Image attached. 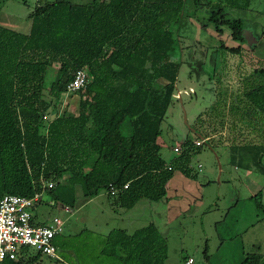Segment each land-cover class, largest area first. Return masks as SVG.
Instances as JSON below:
<instances>
[{
    "label": "trees",
    "instance_id": "1",
    "mask_svg": "<svg viewBox=\"0 0 264 264\" xmlns=\"http://www.w3.org/2000/svg\"><path fill=\"white\" fill-rule=\"evenodd\" d=\"M219 1L37 0L26 33L0 24V198L41 192L53 206L72 209L79 190L83 198L104 193L118 208L130 209L140 199H164L175 170L195 177L192 154L210 140L201 146L192 140L210 129L179 144L181 151L168 161L158 143L180 67L173 58L178 39L171 27L178 31L191 9L211 7L214 30L222 33L227 27L237 42H221L219 48L240 54L246 42L243 22L226 17ZM227 1L245 8L249 0ZM54 64L59 68L45 87ZM79 68H86L87 83L71 92L78 97L77 107L60 112L61 95ZM248 86L245 103L264 117V80ZM232 141L231 149L240 152L238 163L264 173V142ZM252 199L263 210L260 195ZM29 250L24 247L0 264H41L42 254ZM100 255L119 264H164L167 244L151 222L132 233L113 228ZM241 264H264V253H247Z\"/></svg>",
    "mask_w": 264,
    "mask_h": 264
},
{
    "label": "rangeland",
    "instance_id": "2",
    "mask_svg": "<svg viewBox=\"0 0 264 264\" xmlns=\"http://www.w3.org/2000/svg\"><path fill=\"white\" fill-rule=\"evenodd\" d=\"M69 1L84 3L89 0ZM216 1L211 0L213 3ZM227 2L219 1L224 15L241 19L244 30H250L255 39L246 42L238 55H231L219 48L221 42L228 46L236 43L231 40L227 27H222V33L214 30L209 21L211 7L202 5L199 9H191L178 31L175 32V28L171 27L178 39L173 58L180 60V67L176 89L162 119L158 137L160 154L166 161L175 155L174 146L197 135L204 136L206 127L210 129L209 134L222 132L219 137L223 143L225 138L230 140V116L233 113H241L238 116L245 118L250 115V119L255 118L257 122L254 127L264 130V120H258L261 115L247 108L242 97L248 83L264 80V73L259 72V69L264 68V36H261L264 30V0H249L245 8L230 6ZM233 2L239 5L246 0ZM34 5L35 0H0V24L26 33L30 26L29 14ZM58 68L59 65L54 64L47 73L45 87H48L50 78ZM77 100L76 95L63 93L58 110L74 112ZM239 102L240 107L231 110V104L239 105ZM234 127L242 133L240 124L236 123ZM246 139L249 140L248 137ZM226 147L225 143L221 149L205 144L192 154L190 166L196 177L189 178L192 191L186 197L194 200L195 196L201 195L202 205L196 209L195 204L190 205L188 212L170 222L166 218V199H141L131 209H116L113 198L106 194L100 193L87 199L81 196L79 190L75 206L69 212H64L62 205L53 206L52 199L43 194L42 202L32 212L34 220L42 222L59 216L64 221L63 230L55 237V243L59 248L58 254L72 264H119L116 260L100 255V247L104 243L103 233L113 228L133 230L150 222L157 226L166 239L168 248L165 264H183L182 258L186 256L192 258V264H241L247 253H264V228L259 223L253 224V220H243L238 223L247 224L248 230H230V224L234 220L236 223L241 211V204L235 206L234 201L239 199L241 202L249 188L240 181L245 172L243 164L239 163L238 166L237 160L232 163L226 153H222ZM198 164L201 165L200 170ZM227 172L231 173L232 183L226 181ZM200 183L202 186H199ZM252 202L254 205L251 203L245 209L261 217L263 211L256 207L254 199ZM67 250L73 256L70 257ZM29 251L35 252L33 249ZM40 261L41 264H61L46 255H41Z\"/></svg>",
    "mask_w": 264,
    "mask_h": 264
},
{
    "label": "crops",
    "instance_id": "3",
    "mask_svg": "<svg viewBox=\"0 0 264 264\" xmlns=\"http://www.w3.org/2000/svg\"><path fill=\"white\" fill-rule=\"evenodd\" d=\"M244 38H245L246 42L255 41L254 36L252 35V32L250 30H244ZM246 42L244 44H246ZM235 43L237 44V42H235ZM235 45H231V46H235ZM226 46H228V45H226ZM249 84L250 83H248L247 85H249ZM247 87H249V86H247ZM244 102L245 101H243V103ZM245 105L248 108L247 104H245ZM236 106L240 107V102H239V105H236ZM233 110H236V107H234ZM239 114H241V113H239ZM238 115H235L233 113L230 116L231 117L230 120L232 121V122L230 121L231 122L230 124L232 126V128L230 130L231 135L229 136L230 140L225 138V142L224 143L227 145V147H226V149L222 150L223 151L222 153H226L227 157H229V160L232 163H234V161H236V160L238 161L239 160V156H240L239 155L240 152L238 150L231 149V146H232V143H233L232 140L237 139V141L240 142V143H243V142L262 143V142H264V130L262 131L261 129L259 130V128L256 129L254 127V125H257V122L255 121V118L250 119V117H251L250 115H249V118H245L242 115H240V117H239ZM258 120H264V117L260 116V118H258ZM236 123L240 124V126H242V130H243L242 133L238 132V130L234 127V124H236ZM243 125H244V127H243ZM256 127H258V126H256ZM249 128L251 130H249ZM220 133H222V132H220ZM220 133L219 132L211 133V134L205 136V137H209L210 138L209 139L210 140L209 141L210 142L209 147H211V148L212 147L220 148V147L224 146V143L222 142V140L219 137ZM241 134H243V135H241ZM247 137L249 138V140L246 139ZM173 157H174V155L171 158H173ZM261 163L264 166V155L261 158ZM238 166H239V163H238ZM234 168L236 169L237 167L234 165ZM244 170H245V172H243V174H242L243 180H240V181H241L242 184H245L246 186H248L249 191H248V194L242 199L241 202H240L239 199H235V201H234L235 202V206H237L239 203L241 204V211L238 213V219L236 220V223H235V220H234L233 221L234 223L230 224V230H233V231L240 230V229L248 230L247 229V227H248L247 224L238 223V222L243 221V220H246V221L253 220V224L254 223H256V224L259 223L264 228V173L257 171L253 167H246V168L244 167ZM174 172H173L172 176L167 180L166 185H165L166 196H165L164 199H166V203L168 205V210H167V213H166V218L168 219V222H170L172 219L174 220V219L178 218L180 215H182V213L188 212V208H190V205H192V204L194 205L195 204L194 205V207H195L194 209H196L197 207L199 208L202 205L201 195L199 197L195 196L194 200L192 198L193 202H192L191 198L186 197V195L189 192L192 191V188H191V185H190V182H189V178L190 177H186L185 175H183L178 170H175ZM194 174H195V172H194ZM239 177H241V176H239ZM225 178H227L226 181L228 183H232L233 180L231 179L232 177H231V173L230 172H227ZM233 179H235V176H233ZM199 186H202V184L200 183ZM256 194L260 195L261 203H262V206H263V210H262L263 211V215L261 217H259L256 214L254 215L253 211L251 213H248L250 211L247 212V209H245L247 207L249 208L251 203H253L252 202V196H254ZM136 204L133 207H135ZM253 205H254V203H253ZM116 209H118L117 206H116ZM120 209H124V208H120ZM32 219H33V223H35V224L46 222V221L35 222L34 215H33ZM138 228H140V227H138ZM138 228H134L133 230H129L127 228H119V229H123L127 233H132L133 231H135ZM156 228H157V226H156ZM251 228H255V226H251ZM110 230H108L106 233H103V235H102L103 242L105 241V237H106L107 233ZM159 233H160V231H159ZM60 234H58V235H60ZM55 237L53 239V242L56 245ZM165 241H166V239H165ZM102 244L104 245V243H102ZM166 244H167V242H166ZM103 245H101L100 248H102ZM67 254L70 257L73 256L72 252L69 251V250H67ZM188 257L189 256L183 257L182 258V263H184V261ZM166 259H167V256H166ZM166 259H165V261H166ZM165 261H164V264H165ZM67 262L69 264H72L70 261H67Z\"/></svg>",
    "mask_w": 264,
    "mask_h": 264
},
{
    "label": "built area",
    "instance_id": "4",
    "mask_svg": "<svg viewBox=\"0 0 264 264\" xmlns=\"http://www.w3.org/2000/svg\"><path fill=\"white\" fill-rule=\"evenodd\" d=\"M86 83V68L76 69L64 93L75 92L84 87ZM176 92L179 94L178 89ZM208 140L209 137H201L192 140V143L194 146H201ZM173 151L179 153L181 146H174ZM197 168L200 170L201 165L198 164ZM52 185V182L46 184L48 188H51ZM126 186L127 184L124 185V188ZM110 194H115V189L112 187ZM41 197V192H35L32 196L6 194L0 198V262L5 258L15 259L24 247H28L35 252L58 260L61 264H69L58 254L53 244V238L63 230L64 221L59 216H53L47 222L33 223L32 212ZM62 208L64 212L71 210L68 206H62ZM192 262V258L188 257L183 264H192Z\"/></svg>",
    "mask_w": 264,
    "mask_h": 264
},
{
    "label": "water",
    "instance_id": "5",
    "mask_svg": "<svg viewBox=\"0 0 264 264\" xmlns=\"http://www.w3.org/2000/svg\"><path fill=\"white\" fill-rule=\"evenodd\" d=\"M248 43H250V42H248ZM220 167V166H219Z\"/></svg>",
    "mask_w": 264,
    "mask_h": 264
}]
</instances>
